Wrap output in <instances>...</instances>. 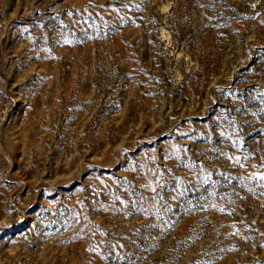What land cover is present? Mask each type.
Instances as JSON below:
<instances>
[{
	"label": "rangeland",
	"instance_id": "1",
	"mask_svg": "<svg viewBox=\"0 0 264 264\" xmlns=\"http://www.w3.org/2000/svg\"><path fill=\"white\" fill-rule=\"evenodd\" d=\"M256 173L264 0H0V264H264Z\"/></svg>",
	"mask_w": 264,
	"mask_h": 264
},
{
	"label": "snow or ice",
	"instance_id": "2",
	"mask_svg": "<svg viewBox=\"0 0 264 264\" xmlns=\"http://www.w3.org/2000/svg\"><path fill=\"white\" fill-rule=\"evenodd\" d=\"M256 175L259 176L261 180H264V174L256 173Z\"/></svg>",
	"mask_w": 264,
	"mask_h": 264
},
{
	"label": "bare ground",
	"instance_id": "3",
	"mask_svg": "<svg viewBox=\"0 0 264 264\" xmlns=\"http://www.w3.org/2000/svg\"><path fill=\"white\" fill-rule=\"evenodd\" d=\"M89 139V138H88ZM100 139V138H99ZM117 198V197H116ZM97 237V236H96Z\"/></svg>",
	"mask_w": 264,
	"mask_h": 264
}]
</instances>
